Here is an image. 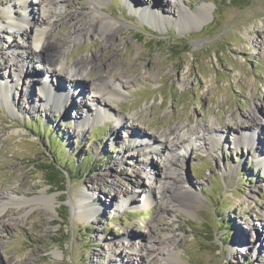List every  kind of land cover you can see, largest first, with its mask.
I'll return each mask as SVG.
<instances>
[{
	"label": "rangeland",
	"instance_id": "1",
	"mask_svg": "<svg viewBox=\"0 0 264 264\" xmlns=\"http://www.w3.org/2000/svg\"><path fill=\"white\" fill-rule=\"evenodd\" d=\"M11 1L0 0V25L7 24ZM65 1L56 5L51 0L39 4L27 0L32 5L28 14L39 18L44 13L43 27L56 40L67 38L69 43L74 36L66 13L85 12L78 25L85 24L89 31L95 13L88 11V0ZM183 1L181 5L177 0H105L101 10L124 30L109 44L88 31L67 45L70 63L83 58L95 61L110 81L124 77L129 81L123 96L110 106L113 115L84 131L77 129L79 115L97 103L83 83L64 86V92H75L79 98L76 104V97L70 100L73 106L65 119L63 110L39 101L40 86H63L45 71L24 73L14 84V114L0 97V198L15 192L33 199L46 191L56 198L57 212L40 203L19 220L7 213L2 221L11 227L0 234V264H133L140 243L160 246L167 237L170 244H178L181 262L176 264H264V237H260L264 236V168L258 165V158L264 157V140L250 126L253 113L262 121L260 134H264V0ZM151 5L169 22L152 14L140 16L138 7ZM203 5L212 9L206 22L195 25L181 17V10L190 14ZM11 11L25 18V10ZM179 18V24L172 21ZM98 25L95 20L93 26ZM15 43H22L19 31L1 33L0 53L10 58ZM30 61L24 72L33 66L44 70L40 61ZM98 74L95 65L89 82ZM17 75L21 69L4 68L0 80ZM119 116L129 118L128 127L117 120ZM211 120L214 128L203 133L201 128ZM179 125L187 133L200 130L202 139L157 148L134 133L158 134L160 146H168L163 135ZM243 131L257 137L255 149L231 144ZM218 135L224 136L226 146L221 142L212 152L213 137ZM48 167L57 183L48 180ZM161 186L197 197L187 201L188 208L170 207L169 199L160 198ZM84 190L91 198L90 210L98 211L87 210L82 217L77 201ZM151 192L154 203L147 204ZM129 195L133 204L121 206ZM158 202L163 210L157 209ZM253 242L260 245L258 252L253 251ZM151 264L174 263L156 259Z\"/></svg>",
	"mask_w": 264,
	"mask_h": 264
},
{
	"label": "bare ground",
	"instance_id": "2",
	"mask_svg": "<svg viewBox=\"0 0 264 264\" xmlns=\"http://www.w3.org/2000/svg\"><path fill=\"white\" fill-rule=\"evenodd\" d=\"M38 0V3L39 4ZM128 1V0H127ZM12 3L14 2L15 7H9L8 11H6V19L7 24L6 25H0V35L1 33H4L8 29H15V31H19L22 38V43L19 45L18 43H15L14 47H12V55L10 58H7L4 56V53H0V72L4 68H17L21 69V75L20 76H9V80L5 81L4 79L0 80V97L3 100V103L8 107L9 112L11 114H14L16 111V106L14 105V100L17 98L14 90V84L16 82H20L22 79V76L25 74H28L30 76L37 75L42 71H45L47 75L52 77L54 80H57V83L63 84V86L55 87L54 85H48L44 84L40 86V102L44 105H51V107L63 110L64 113L62 114V119H65L66 116L70 112V108L73 106L72 101L70 105V100L74 97L77 99L74 101V103H78V96L77 93L64 92V86H66V83H73L75 84H85L86 88L90 90V94L92 96L93 102H96L97 105L92 108L87 106V113L85 115H79L78 118V124L77 129L84 131L86 126L90 125L92 126L94 123L104 119L105 117L112 116V108L110 107L113 103L114 99L117 100L118 98L123 96V91L128 87V78L124 77L123 79L118 78V82L114 83L110 81L107 77L106 71L103 69V67L99 66L98 63L95 61L92 63L88 59H77L78 61L70 63L67 60V52L68 44L72 45L76 42H78L80 39H83L87 32L89 31L86 29L85 24H81V18L84 17L86 14L85 12H79V11H73V12H67L66 13V19L69 23H71V32L74 36V41L66 40L67 38H59L55 39V37L50 34V30H46V28L43 27L45 16L44 13H40V17H32L28 14V9L32 7V5L27 3V0H12ZM55 3L56 5H62L64 3V0H51V3ZM69 0H66L65 3H69ZM177 2L184 4L183 0H177ZM42 3V0H41ZM40 3V4H41ZM105 0H88L87 5L89 6L88 11H93L95 13L94 20L91 21V28L89 32H96L99 35L103 36L104 39L107 40V43L110 42L109 40L112 39V37L116 36L117 33H120L124 30V26L116 21L108 17L103 13L101 8L105 5ZM129 3V2H128ZM130 4V3H129ZM132 5V4H131ZM40 6V5H39ZM11 8H20L22 10L26 11V14L24 15L25 18L21 16L14 15V12L11 11ZM33 11H35V8H32ZM138 11L140 16L147 17L148 14H152L154 18L159 19L163 22H169V19L165 16H162L154 11V7L151 5L149 7H138ZM212 13V9L210 6L203 5L199 9H197L195 12H190V14L184 12L181 10V17H186L187 19H192L193 22H195V25L202 24L206 22L209 18V16ZM33 18V19H32ZM97 20L99 25L98 27L93 26V22ZM172 21L175 24L180 23V18L178 20L172 19ZM79 23V25H78ZM94 27V28H92ZM56 42H59L58 44ZM109 44V43H108ZM62 48L61 51H58V49ZM66 48L68 50H66ZM2 50V48L0 49ZM50 51V53H47ZM31 58V61L29 63L33 64L34 60L40 61V63L44 64V70H40L36 67H27L26 71L24 72L26 68V63ZM97 58V57H96ZM96 65V68L98 67V75L95 77L93 82H89L88 78L90 76V73L94 72V66ZM93 66V67H92ZM43 69V68H42ZM25 73V74H24ZM35 79V78H34ZM52 81V80H51ZM28 82V81H27ZM35 80L33 81V83ZM72 87V85H70ZM73 87L76 86L73 84ZM72 87V88H73ZM66 91V90H65ZM68 92V91H67ZM78 92V91H77ZM29 100H31L30 96H27ZM21 100H25L24 97H22ZM33 98V102H34ZM79 106V105H78ZM117 120L120 123H123L124 127H128L130 124L129 118L126 117H116ZM250 126L252 130L257 131L259 130L262 132L263 127L261 126V120L256 117L255 114H250ZM261 121V122H260ZM214 122L211 120L208 124H206L204 127H202V132L205 133L209 130H212L214 128ZM181 125L176 126L174 129L169 130L168 133H165L163 136L167 141L168 146L166 144H161L160 146V138L158 134H142L140 131L136 130L134 131L135 137L137 139L142 141H147L155 144L157 148L161 147H167L169 149H172L176 145H178L181 142H185L188 140L189 142L195 143L196 141L202 139V134H200L199 131L193 130L190 133H187L186 130H184ZM115 130V129H114ZM112 131L113 136H116L118 133L117 131ZM196 130V129H195ZM260 132L258 135H261L262 139L264 140V134ZM257 135V134H256ZM195 136L196 140L193 138ZM163 138V137H162ZM187 138V139H186ZM224 136L218 135L213 137V144L210 146L212 152L215 150L216 145L223 142L226 146V142H224ZM182 140V141H181ZM203 141L206 142V139L203 138ZM256 141L257 137L252 134V132H244L241 134L234 135V140L231 142V144L238 148L243 147L244 149L250 151L256 148ZM165 145V146H164ZM189 148V145L185 148ZM260 150L257 148L255 151V156L258 154ZM184 157V155H183ZM258 165H260L262 168H264V157L258 158ZM174 180L176 181V178L174 177ZM155 183V182H154ZM153 183V184H154ZM161 197L162 202H164V199L167 198L170 200V204L167 206H173L177 207L178 209L188 208V200L194 197H197L195 194L191 192H186L185 194H180L179 192L173 191L172 187H166L161 186ZM86 190L82 191L81 195L78 197L77 201V209L79 210L80 216H85L86 211L89 210L93 213H96L98 210L96 208H93L90 210L91 205L88 203V201L91 199L84 193ZM169 191H173L169 194ZM155 193V192H154ZM5 197L0 198V234H2L5 229H8L11 227L10 224L3 223V218L7 217V213L13 214L14 218H17L19 220L22 218V216H27L32 211H34L35 206L37 204H44L47 208H49L52 212H56V198L54 196H48L46 191H43L40 196H37L33 199H29L25 195H18L15 192L4 193ZM94 195V193L92 192ZM132 198V199H130ZM157 198V197H156ZM134 197L128 196L126 200H122V204H133ZM145 203L147 204H153L154 199L152 198V192L151 194L146 197ZM161 204V205H160ZM14 209V208H16ZM28 207V208H27ZM157 209L163 210V204L157 203ZM27 208L28 210L25 212L23 209ZM88 211V212H89ZM16 220V219H15ZM16 220V222H17ZM262 225L264 224V218H262ZM5 228V229H4ZM255 236L257 237V233H255ZM131 237V236H129ZM261 238L264 236L261 234ZM244 238V237H243ZM170 237L165 238L163 242L158 244L152 243L153 241H148L146 244L140 243L134 251L137 254L138 259H134L133 264H151L152 261L158 259L159 261H166L171 260L174 264L181 262L178 253L176 252V246L178 245L176 242L173 244L169 243ZM259 242V240H257ZM2 246V242L0 241V247ZM260 245L258 243L253 242V251L258 252ZM244 247L242 246V249ZM261 248V247H260ZM156 256V258H152ZM10 264V263H9Z\"/></svg>",
	"mask_w": 264,
	"mask_h": 264
},
{
	"label": "trees",
	"instance_id": "3",
	"mask_svg": "<svg viewBox=\"0 0 264 264\" xmlns=\"http://www.w3.org/2000/svg\"><path fill=\"white\" fill-rule=\"evenodd\" d=\"M45 169H48V170H50V173H48V180L50 181V182H54V183H57L58 181V178L56 177V174H54L53 173V171H52V169L50 168V167H48V168H45ZM47 171V170H46Z\"/></svg>",
	"mask_w": 264,
	"mask_h": 264
}]
</instances>
